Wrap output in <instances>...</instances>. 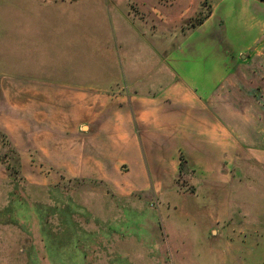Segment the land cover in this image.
I'll use <instances>...</instances> for the list:
<instances>
[{
	"label": "crops",
	"instance_id": "obj_1",
	"mask_svg": "<svg viewBox=\"0 0 264 264\" xmlns=\"http://www.w3.org/2000/svg\"><path fill=\"white\" fill-rule=\"evenodd\" d=\"M110 6L121 48L105 54L108 82L48 87L0 78L1 135L18 155L35 149L48 157L49 171L108 187L120 200H154L160 213L172 206L179 219L198 221L204 238L218 236V221L230 218L227 157L264 153V0ZM41 92H49V106L38 110ZM42 107L49 108V137L39 138L24 124L45 117ZM237 225L264 235L263 226ZM175 226L166 228L174 250ZM229 264L241 263L233 256Z\"/></svg>",
	"mask_w": 264,
	"mask_h": 264
},
{
	"label": "rangeland",
	"instance_id": "obj_2",
	"mask_svg": "<svg viewBox=\"0 0 264 264\" xmlns=\"http://www.w3.org/2000/svg\"><path fill=\"white\" fill-rule=\"evenodd\" d=\"M43 1L49 4L0 0V78L48 87L108 82L112 62L105 54L121 48L110 28L119 21L110 3L126 0ZM37 100L38 110L49 106V92ZM42 108L46 118L24 124L39 138L49 137V108ZM0 142L6 143L0 152V264H229L233 256L241 264H264V235L237 225L264 227V153L231 150L223 168L230 179V218L218 221V236L204 238L199 222L179 219L172 206L164 205L162 214L154 200L111 197L108 187L49 171L48 157L35 149L18 155L1 132ZM169 222L176 224L175 250Z\"/></svg>",
	"mask_w": 264,
	"mask_h": 264
},
{
	"label": "trees",
	"instance_id": "obj_3",
	"mask_svg": "<svg viewBox=\"0 0 264 264\" xmlns=\"http://www.w3.org/2000/svg\"><path fill=\"white\" fill-rule=\"evenodd\" d=\"M200 22H201V20H198V21H197V24H199ZM192 28H195V27H194V26H192Z\"/></svg>",
	"mask_w": 264,
	"mask_h": 264
}]
</instances>
